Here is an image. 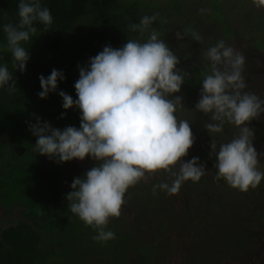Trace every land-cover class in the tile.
<instances>
[{"label":"clouds","instance_id":"obj_1","mask_svg":"<svg viewBox=\"0 0 264 264\" xmlns=\"http://www.w3.org/2000/svg\"><path fill=\"white\" fill-rule=\"evenodd\" d=\"M253 3L264 7V0ZM18 17V24L5 23L2 30L14 72L23 73L30 59L25 45L37 32L35 24L47 28L53 18L41 0H19ZM156 20L157 15H146L139 24L128 26L132 32H147L145 42L130 39L119 48L105 46L89 58L87 66H78L75 100L64 91L58 92L65 112L79 110V127L58 129L47 121L41 123L39 117L29 126L39 155L57 163L86 157L97 162L83 176L73 178L65 199L70 212L95 230L93 239L100 243L116 238L108 228L110 218L121 216L128 189L146 175L162 171L165 179L154 184L153 191L171 196L178 194L184 183H197L207 174L199 157L182 159L193 146L194 136L189 121L178 115L185 108L184 97L175 94L180 93L189 73L178 67L179 58L152 27ZM194 38L201 39L197 34ZM176 39H183V35L176 33ZM202 62L207 63L208 71L202 73L199 99L193 108L209 117L203 127L211 138L208 156L214 158V179L246 193L264 180L259 167L264 152L257 151L255 132L249 127L264 114V99L245 91L246 58L224 40L208 47ZM38 79L41 91L37 95L46 99L65 76L53 69L46 78L41 75ZM6 85L15 88L13 72L0 64V88ZM226 125L237 128L238 134L218 143L216 137L223 136Z\"/></svg>","mask_w":264,"mask_h":264},{"label":"rangeland","instance_id":"obj_2","mask_svg":"<svg viewBox=\"0 0 264 264\" xmlns=\"http://www.w3.org/2000/svg\"><path fill=\"white\" fill-rule=\"evenodd\" d=\"M120 1L125 5L137 2L143 10L149 5L160 4L164 17H169L166 22L170 24L169 27L162 28L163 31L159 30V33L160 38L179 58L178 67L189 73L180 93L175 95L184 97L182 103L185 108L178 115L190 123L194 136L191 153L205 150L204 146L208 147L211 142L203 127L204 123L209 122V117L193 108L199 99L204 63L205 72L208 71L207 63L202 62V56L203 52L212 46L208 44L209 40L215 43L224 40L226 44L244 54L246 63L243 75L247 84L245 91L264 99V28L260 30V26L258 27L257 14L261 11L254 5L253 0H243L245 7H249L246 11L245 7L241 9L242 0H217L222 4L219 13L226 16L227 20L219 19L215 15L211 5L213 0H210L211 7L208 8H205L202 2L193 3L191 0ZM173 1L181 5L184 11L191 5L194 14L188 13L182 19L170 4ZM100 4V0L92 1L88 11L70 32L67 42L60 50H46L41 37L36 34L29 44L25 45L30 59L23 73L16 70L19 71L21 79L18 80L20 84L13 88L16 93L11 95L12 101L8 104L0 101L1 121L2 118L4 121L11 119L13 124L17 122L15 118L21 122L25 121L21 126L23 128H15L25 135L24 137H30L25 126L28 125L27 120H22V117L17 115L23 110L27 116L31 111L26 107L33 109L29 100L17 94L26 92L27 97L33 94L38 101H49L56 105L54 112L60 116L64 112V118H60L57 125L51 123L52 127H79V110H62V99L58 92L64 91L77 98L74 95V83L78 79V66H87L90 58L85 39L86 28L97 14ZM259 21L261 25L264 23L263 19ZM188 30L199 35V41L203 44L197 41L198 45L195 46L187 34ZM178 32L183 35V39H176ZM147 38L148 33L145 32L142 36L132 39L145 42ZM7 60L14 63L7 45H0V62ZM53 69L61 70L65 79L58 81L55 93H50L46 99H40L37 95L41 91L38 77L43 75L46 78ZM7 107L14 109L12 114L8 115L9 111L5 109ZM249 127L261 134L258 138L255 135L254 146L258 152H264V114L253 120ZM237 134V128L226 125L223 136H217L216 139L218 143L227 142ZM13 158V155L4 158L2 165H6V161L11 162ZM23 159H30V156ZM31 163L29 170L32 176H40L54 185L47 198L36 196L35 201L44 215H55L52 224L57 226L59 222L62 223L58 215L68 208L69 202L65 197L72 190L70 185L73 178L83 176L87 170L97 165V162L86 157L83 161L57 163L47 156L38 155ZM259 167L264 171V156L260 157ZM1 171L3 170H0V175ZM164 179L165 174L162 171L146 175L145 179L128 189L121 216L110 218L108 224V228L116 233L114 240L96 243L93 239L95 230L85 226L82 221L77 222L76 226L69 230V234L68 229H63L65 246H62L63 256L60 255L59 259L75 264H144L145 259L136 251V247L140 245L151 254L150 264H264V218H261V215H264V181L261 182V187L246 193L227 186L222 180L213 183L211 188L206 186L207 183H202V179L197 183L188 181L182 185L178 194L169 196L158 189L153 191V185ZM207 202L210 203L207 205ZM46 219L47 217H44L45 221Z\"/></svg>","mask_w":264,"mask_h":264},{"label":"trees","instance_id":"obj_3","mask_svg":"<svg viewBox=\"0 0 264 264\" xmlns=\"http://www.w3.org/2000/svg\"><path fill=\"white\" fill-rule=\"evenodd\" d=\"M92 1L41 0L42 7H47L53 18V23L47 28L39 22L35 24L37 28L35 34L41 37L46 50L58 51L65 45L70 36V32H72L82 16L88 11V7ZM100 1L101 4L97 14L90 20L86 28L85 39L90 58L101 52L105 46L110 45L113 48H119L127 40L142 36L143 33L139 31L132 32L128 26L130 24H139L143 16L157 15V20L153 22L152 27L158 32L159 30L163 31L162 28L166 29L170 25L169 23L166 24L169 17H164L160 4L149 5L146 7L147 9L143 10V7H140L137 2L125 5L120 0ZM195 1L198 3L202 2L205 8L211 7L209 4L210 0H191L193 3ZM18 3L19 0H0V45H7L2 25L5 23H12L14 25L19 23ZM170 4L176 9V13L180 14L182 19L188 13L194 14V8L191 5L190 8L184 11L183 7L176 1ZM242 4H244L243 0L241 1V9L243 10L246 3L244 6ZM211 5H213L214 13L219 19L227 20L226 16L224 17L219 13L222 9V4L218 3L217 0H213ZM246 10H249L248 6L245 7L244 11ZM259 10L261 12L257 14V22L261 30L264 28V23L261 25L259 19L264 20V9L263 7H259ZM161 21L166 22L162 23ZM224 26H226L225 22ZM187 34L191 37L193 44L197 46L198 40L194 38V32L188 30ZM198 42H201V45L203 44L202 41ZM208 44L213 46L216 43L213 40H209ZM0 64L7 65L9 71L13 72L15 85L20 84L18 83V80L21 79L19 76L20 73L19 71L14 72L12 67L13 62L7 60L0 62ZM205 65V63L202 65L204 72ZM13 93L16 92L7 85L4 88H0V101L4 104L10 103ZM25 93L21 92L17 94L29 100L33 109L30 110L26 107L27 110L31 111L27 116L23 110H20L17 115L22 117V120H27L28 125L25 126L29 131L30 137H24L25 135L20 134L15 128H23L21 126L25 121L21 122L15 118L17 122L13 124L9 118L6 121L3 118L2 121L0 120V167H3L0 169L3 170L0 175V264H70L72 261L59 259L60 255L63 256L61 253L62 246H65V239L62 233L63 229H68L67 233L69 234V230L74 228L80 220L70 212L69 208H66L63 214L58 215L62 223L59 222L57 226H54L52 219L55 218V215H51L50 217L44 215L38 202L35 201L36 196L37 198H44L45 196L47 198L48 193H50L54 185L48 180L41 179L40 176H32L29 170L32 165V160L38 158L39 155L34 150L36 137L31 133L30 124H35L36 117H39L41 123L47 121L49 124L54 123L57 125L60 123V115L54 112L56 105H52L49 101H38L33 94L27 97ZM73 99L75 100L76 98ZM5 109L9 111L8 115L14 111L10 107ZM255 130L258 131L257 129ZM255 135L257 138L261 136L257 132H255ZM191 148L188 150L187 156L182 159L187 161L192 157H199L200 162L206 165L207 170V174L201 178V182L207 183L206 186L208 188L213 187V183L216 182L214 179L216 169L213 167L214 158L210 159L208 156L210 151L209 146H204L205 150L201 149L195 153H191ZM27 154L30 156V159H23L25 156H28ZM191 154L194 155L191 156ZM12 155L15 158L11 162L6 161V159V165H2L4 158ZM59 178L62 179V177ZM261 185L262 183L258 187H261ZM255 189H249L248 192H252ZM210 202L206 204L208 205ZM44 217H47L46 221ZM261 218L263 219L264 215H261ZM95 242L97 243V241ZM136 251L145 259L144 264H150L149 259L151 254H149L147 249L138 245ZM72 264L75 263L72 262Z\"/></svg>","mask_w":264,"mask_h":264}]
</instances>
